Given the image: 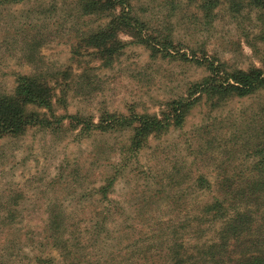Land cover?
<instances>
[{
    "label": "rangeland",
    "instance_id": "374dc122",
    "mask_svg": "<svg viewBox=\"0 0 264 264\" xmlns=\"http://www.w3.org/2000/svg\"><path fill=\"white\" fill-rule=\"evenodd\" d=\"M48 2L0 4V94L13 91L16 75L71 65L66 109L58 104V113L153 114L206 75L203 67L152 58L134 44L110 67L89 57L78 68L69 58L81 23L60 10L37 13ZM244 13L233 18L224 4L212 27L191 36L187 30L184 38L230 69L259 66L264 42L254 37V16ZM186 28L184 20L179 34ZM31 43L36 45L29 49ZM209 106L197 104L180 130L151 140L136 163L118 171L108 199L98 190L112 177L127 133L77 137L63 123L0 138V264H37L39 258L52 264H160L164 248L175 241L192 248L212 239L213 226L200 207L218 194L225 169L235 180L247 178V153L259 142L255 134L264 123V94ZM199 176L211 191L198 188ZM201 216L206 221L200 222ZM50 217L58 220L64 252L48 239Z\"/></svg>",
    "mask_w": 264,
    "mask_h": 264
},
{
    "label": "trees",
    "instance_id": "16d2710c",
    "mask_svg": "<svg viewBox=\"0 0 264 264\" xmlns=\"http://www.w3.org/2000/svg\"><path fill=\"white\" fill-rule=\"evenodd\" d=\"M28 1L0 0V4ZM48 1L44 4L48 8L44 6L37 13L45 15L60 10L81 23L71 42L69 58L78 68L88 63L84 58L89 57L103 67H110L122 56L127 44H134L144 47L152 58L183 60L206 71L205 77L188 83L184 94L163 103L153 114L133 109L125 114L103 109L96 118L80 113H58V104L66 109L67 92L73 82L71 65L54 73L39 69L16 75L13 91L0 94V138L19 137L32 127L54 130L55 125L63 123L76 130L77 137L128 134L118 149L119 161L112 165V177L98 190L104 199H108L118 171L131 162L136 163L138 154L151 140H159L170 130H180L197 104L215 108L227 101L264 94V54L260 56L259 66L230 69L220 59L209 56L205 49H195L191 39L185 40L187 30L191 36L212 27L217 11L225 4L233 18L244 11L248 18L254 16L252 23L258 28L254 37L264 42V0ZM184 20L189 28L180 35L178 28ZM91 22L96 26H89ZM31 44L29 49L36 45ZM29 60L39 63L32 57ZM255 137L259 142L247 153L251 157L247 178L235 180L225 169V177L218 183L221 197L217 194L200 207L213 226L212 239L192 248L175 241L173 246L164 248L160 264H264V123ZM196 182L200 190L211 191L212 185L203 177L199 176ZM199 220L203 222L206 218L201 216ZM56 222L57 218H49L48 239L53 247L64 252L60 244L66 241ZM36 262L52 264L51 259L39 258Z\"/></svg>",
    "mask_w": 264,
    "mask_h": 264
}]
</instances>
